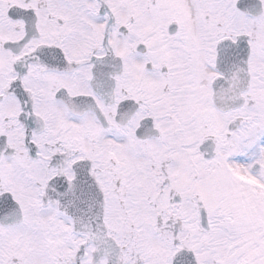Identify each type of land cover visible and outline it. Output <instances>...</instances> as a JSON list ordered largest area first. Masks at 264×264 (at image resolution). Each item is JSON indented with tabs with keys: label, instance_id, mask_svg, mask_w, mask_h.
Listing matches in <instances>:
<instances>
[{
	"label": "snow or ice",
	"instance_id": "6c2138e0",
	"mask_svg": "<svg viewBox=\"0 0 264 264\" xmlns=\"http://www.w3.org/2000/svg\"><path fill=\"white\" fill-rule=\"evenodd\" d=\"M0 264H264V0H0Z\"/></svg>",
	"mask_w": 264,
	"mask_h": 264
}]
</instances>
